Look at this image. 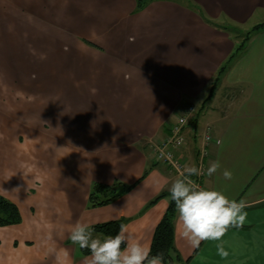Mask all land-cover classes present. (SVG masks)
<instances>
[{
    "label": "crops",
    "instance_id": "obj_1",
    "mask_svg": "<svg viewBox=\"0 0 264 264\" xmlns=\"http://www.w3.org/2000/svg\"><path fill=\"white\" fill-rule=\"evenodd\" d=\"M137 3L0 0V194L22 215L0 226V264H57L60 250L67 264H84L90 253L69 239L78 220L127 218L151 246L170 198L149 203L179 177L155 164L153 144L194 103L204 109L187 125L182 158L196 166L211 126L207 168L222 167L201 182L245 200L248 216L193 249L176 215L177 251L184 264H264V29L212 86L241 41L235 30L264 23V0ZM152 164L120 198L89 207L94 182L132 184Z\"/></svg>",
    "mask_w": 264,
    "mask_h": 264
},
{
    "label": "clouds",
    "instance_id": "obj_2",
    "mask_svg": "<svg viewBox=\"0 0 264 264\" xmlns=\"http://www.w3.org/2000/svg\"><path fill=\"white\" fill-rule=\"evenodd\" d=\"M221 167L218 160L212 162L207 175L213 176ZM202 174V169L186 166L169 188L180 236L193 249L202 241H221L229 228H242L248 216L245 200L230 199L222 191L201 187L191 179ZM232 176L230 170H223L224 180H231ZM69 239L81 249L89 250L90 256L84 264H163V255H152L150 246L137 239L124 224L115 236L101 239L94 236L92 225L78 220L70 229ZM217 254L222 259L229 256L222 243L217 244ZM56 260L57 264H67V252L60 250Z\"/></svg>",
    "mask_w": 264,
    "mask_h": 264
},
{
    "label": "trees",
    "instance_id": "obj_3",
    "mask_svg": "<svg viewBox=\"0 0 264 264\" xmlns=\"http://www.w3.org/2000/svg\"><path fill=\"white\" fill-rule=\"evenodd\" d=\"M148 1L149 0H138L137 9H141ZM262 29H264V23L255 25L251 30L245 32V34L241 36L242 40L237 44L231 56L219 68V71L217 72L212 85L214 88L220 80L221 76L225 73V71H227L231 63L242 53L251 37ZM213 90L214 89H212L211 92ZM211 96L212 95L210 94L208 98H211ZM158 163L160 162L157 161V163L155 164ZM155 164L147 167L141 178L137 180V182H134L132 184H125L120 181H117L113 184H105L98 181L94 182L89 193V207H99L107 205L120 198L122 195L131 190L141 179L145 178L148 175L150 169ZM166 196L170 198V202L162 219L155 228L150 246L151 254H162L164 264H184L175 246V218L177 215V211L175 208V203L171 200L169 190L162 191L153 200H151L149 204L156 203L159 199ZM21 221L22 215L18 205L0 194V226L17 224ZM126 222L127 218H119L96 223L92 226L94 228V233L100 234L103 238H106L107 236H115L116 234H118L120 225H125ZM82 252L83 254L90 253L88 249H82Z\"/></svg>",
    "mask_w": 264,
    "mask_h": 264
},
{
    "label": "built area",
    "instance_id": "obj_4",
    "mask_svg": "<svg viewBox=\"0 0 264 264\" xmlns=\"http://www.w3.org/2000/svg\"><path fill=\"white\" fill-rule=\"evenodd\" d=\"M196 113L194 106L189 105L180 114L176 121L170 126L167 136L158 143L153 144L152 151L157 161L166 164L173 169L179 176L183 172L186 164L182 158V151L186 147V128L190 119ZM203 145L198 150L196 167L202 169V175L191 177L199 186L204 187L201 180L207 176L206 159L209 156V145L213 141L211 126H207L203 135Z\"/></svg>",
    "mask_w": 264,
    "mask_h": 264
},
{
    "label": "rangeland",
    "instance_id": "obj_5",
    "mask_svg": "<svg viewBox=\"0 0 264 264\" xmlns=\"http://www.w3.org/2000/svg\"><path fill=\"white\" fill-rule=\"evenodd\" d=\"M235 32H236V34H238V38L239 37H241V36H243L244 34H245V32L243 33V32H241L240 30H235ZM241 40H242V37L240 38ZM191 106H194V108L196 109V113H195V115L193 116V118H191L190 119V121L192 120V119H194L195 117H197V112H198V109L200 110V112L204 109V107H203V105H201L200 103H194L193 105H191ZM205 112V111H204ZM177 117V116H176ZM204 142V141H203ZM203 145V144H202Z\"/></svg>",
    "mask_w": 264,
    "mask_h": 264
}]
</instances>
